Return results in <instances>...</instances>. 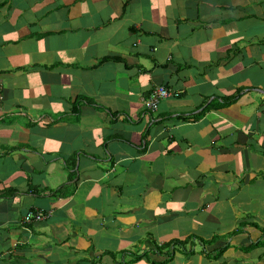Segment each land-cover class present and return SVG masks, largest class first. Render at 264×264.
Here are the masks:
<instances>
[{
	"label": "crops",
	"instance_id": "obj_1",
	"mask_svg": "<svg viewBox=\"0 0 264 264\" xmlns=\"http://www.w3.org/2000/svg\"><path fill=\"white\" fill-rule=\"evenodd\" d=\"M0 84V264H264V0H0Z\"/></svg>",
	"mask_w": 264,
	"mask_h": 264
},
{
	"label": "built area",
	"instance_id": "obj_2",
	"mask_svg": "<svg viewBox=\"0 0 264 264\" xmlns=\"http://www.w3.org/2000/svg\"><path fill=\"white\" fill-rule=\"evenodd\" d=\"M172 95V93L169 91V89H166L165 87H156L154 91L152 92L150 98L146 102V107L148 110L155 111L158 108V105L161 100L168 98ZM2 99L1 96V84H0V100ZM44 215L41 211H37L34 214L28 213V215L25 218L26 223L30 222H36L44 219Z\"/></svg>",
	"mask_w": 264,
	"mask_h": 264
},
{
	"label": "trees",
	"instance_id": "obj_3",
	"mask_svg": "<svg viewBox=\"0 0 264 264\" xmlns=\"http://www.w3.org/2000/svg\"><path fill=\"white\" fill-rule=\"evenodd\" d=\"M228 103H229V102H228ZM163 246L166 247L165 249H168V246H169V245H167V244H166V245H161L160 248H162ZM172 247H173V246H172ZM84 261H85V260H82V261H80L78 264H84Z\"/></svg>",
	"mask_w": 264,
	"mask_h": 264
},
{
	"label": "clouds",
	"instance_id": "obj_4",
	"mask_svg": "<svg viewBox=\"0 0 264 264\" xmlns=\"http://www.w3.org/2000/svg\"><path fill=\"white\" fill-rule=\"evenodd\" d=\"M166 2H168V0H166ZM169 91H170V90H169ZM171 93L173 94V92H171ZM168 98H169V97H168ZM165 99H166V98H165ZM1 100H2V99H1ZM1 100H0V101H1ZM30 213H33V214H34V212H30ZM27 215H28V214H27ZM27 215H26V216H27ZM26 216L24 217L23 223H24V224H29V223H26V222H25V218H26ZM30 223H31V222H30Z\"/></svg>",
	"mask_w": 264,
	"mask_h": 264
},
{
	"label": "rangeland",
	"instance_id": "obj_5",
	"mask_svg": "<svg viewBox=\"0 0 264 264\" xmlns=\"http://www.w3.org/2000/svg\"><path fill=\"white\" fill-rule=\"evenodd\" d=\"M170 92H172V91H170Z\"/></svg>",
	"mask_w": 264,
	"mask_h": 264
}]
</instances>
